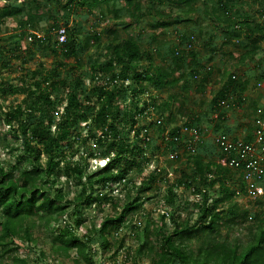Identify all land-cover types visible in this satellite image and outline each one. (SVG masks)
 I'll list each match as a JSON object with an SVG mask.
<instances>
[{"label":"rangeland","instance_id":"rangeland-1","mask_svg":"<svg viewBox=\"0 0 264 264\" xmlns=\"http://www.w3.org/2000/svg\"><path fill=\"white\" fill-rule=\"evenodd\" d=\"M55 1L29 0L30 5L22 7L23 12L20 15L1 20L0 49L10 34L16 36L11 45L19 42L22 49L16 56L10 53L0 54V82L11 84L14 87L27 86L33 81L31 73L36 69H41L45 74L51 72L52 76L58 70L60 72L58 79H66L72 83L76 76H80L81 71L77 66L82 67L84 73L89 74L92 61L99 59L102 61L110 54L109 44L116 34L123 38L130 36L135 38L151 57V61L144 57V60L138 64V69L147 68L152 63V69L161 68L169 72L172 74L170 79L174 81L169 87L145 91L140 97V102L134 103L141 108L144 100L156 98L161 101L167 100L169 96L173 97L169 112L161 117L155 110L151 111L153 115L148 124L156 122L157 118L161 117L163 122L158 125L167 130L172 126L196 121L197 125L203 129L205 139V148L203 147L201 153L206 160H212L215 163L219 162L220 153L212 146V136L218 130H227L232 136L238 138L252 133L256 111L260 106H264V0H244L240 7H237L240 8V16L236 15V21L243 23L245 21L243 16H246L247 20L243 27L247 30L249 39L244 43L251 46L252 41L258 42V50L251 56L246 55L247 50L243 44H235L233 39L231 40V37L227 35L225 22L217 19V15L203 2L196 4L193 13L187 14L183 9L175 7L169 0H135V4H141L140 12L143 13L138 20L133 15L138 13L127 5L126 0H110L93 11H89L88 6L85 5L69 14L65 13L64 4L60 6ZM0 5H2L1 0ZM29 11L37 12L38 16L44 13L36 27L39 34L49 37L50 43L47 45L36 46L29 42L28 33L34 30V26L27 22ZM165 20L169 22L167 27L158 24ZM60 27L67 28V36L74 30L76 31V36H74L77 42L80 46H84L81 54L67 58L61 52L60 47L56 48L54 45L57 40L56 30ZM53 28L56 30H52ZM94 34H98V39L92 36ZM189 34L196 36L192 52L188 54L183 52L179 58H176L174 50L178 47L182 36ZM208 67L211 70L207 73L204 68ZM196 74L198 78L195 77ZM232 75L237 78L234 82L230 81ZM52 79L54 82L58 81L57 77H52ZM129 83L131 86L132 80L129 79ZM85 84L86 89L80 88L78 96L83 98L88 94L96 102V96H93L92 90L88 89L93 85L91 80L85 79ZM144 86L147 87L148 84L134 85L137 91L139 87ZM65 94L67 90L61 88L53 93L52 107L58 109L60 114L65 107V101L59 105L57 101L55 103V100H58V96L64 98ZM129 99L126 101V106L133 104ZM221 99L227 100L228 103L227 108L216 111V113L221 112L224 116L223 120L214 117L215 103ZM0 104L4 112L18 105L25 107V95L10 92L6 99L0 97ZM126 109L129 110V107ZM3 118L4 116L0 115V166L10 169L19 162L18 158L24 151L22 137L14 131L18 123L15 122L14 126L10 127ZM137 119L140 126L147 124V121ZM90 124L91 121L88 120L79 125L78 132L82 137L65 154L72 161L81 158L86 160L89 153L97 155L94 158H87L89 170L93 172L108 160L107 158L101 159V154L107 152L108 145L96 141L88 128ZM119 125H122V121ZM152 127L150 134L153 144L146 150V155L152 160L151 163L146 165L143 171L132 170L125 181L119 184L109 183L104 191L101 185L95 186L94 195L102 190L101 192L119 197L117 209L113 207L116 204L114 201L100 208L96 203L84 204L80 210L85 220L79 228L75 222L77 217L72 216L73 206L68 209L64 220H67L73 228L77 227L75 230L78 236L87 234L92 228L97 229L98 233L93 236L97 264H151L153 253L151 254L148 249H144L141 253L136 251L145 243L146 230L149 233V242L155 247V254L162 256L159 237L160 234L172 229V217L175 214V207L169 203L168 186L185 179L184 175L192 172L191 162L195 157L183 154L179 160L171 159L169 147L165 140L163 141L164 135L162 136L156 125ZM122 133L127 135L129 141L134 136L133 132L128 134V131L124 130ZM110 137L115 139L113 135ZM6 143L10 145L7 146ZM41 163L46 164L45 155H42ZM62 167L61 162L56 167V172L61 175V178L55 188H62L69 192V200H71L81 192L82 188L77 186L75 179L67 181L65 177H62ZM154 170L157 173L153 178ZM145 178L151 185L146 190H140V181ZM135 184L136 189L133 187ZM226 187H230L232 192L241 188L237 174L227 182L218 183L215 195L221 196L223 192L226 193ZM128 190H134L133 196L140 192L141 207L125 218L118 235L108 236L107 246L99 245L103 242L100 229L105 226L104 218L119 212L125 202L124 195L129 192ZM176 195L179 204H182L183 210L179 212L181 220L185 218L196 220L198 209L190 205L200 202L201 198L196 201L193 192L186 187L177 188ZM234 202L241 209H248L254 219L264 224V200L261 201V205H258L257 202L254 203L242 195H235L232 200V203ZM228 204L229 202L220 207L226 210ZM253 223L254 221L248 219L243 226L234 227L230 232L223 230V235L228 233L230 238L239 236L247 241L246 228L252 226ZM53 226V223L47 226L36 221L32 228V241L16 242L15 244L19 246L17 251L6 255L2 263L11 264L12 257L18 256L20 259L27 260V264H86L74 251L68 256L57 252V246L53 243ZM119 239L123 240L124 244L119 250V255L113 258L114 252L119 249ZM189 241L188 236L181 240L183 243ZM178 264L182 263L178 262Z\"/></svg>","mask_w":264,"mask_h":264},{"label":"trees","instance_id":"trees-1","mask_svg":"<svg viewBox=\"0 0 264 264\" xmlns=\"http://www.w3.org/2000/svg\"><path fill=\"white\" fill-rule=\"evenodd\" d=\"M108 1L110 0H56L55 2L60 6L64 4L65 13L69 14L85 5L88 6L89 11H93L95 8L99 9L98 7ZM126 1L127 5L138 13L133 15L139 20L143 15L140 12L141 4H135V0ZM169 1L187 14L193 13L196 4L203 2L217 15V19L225 22L227 35L231 37V40L233 39L235 44H243L247 50L246 55L251 56L258 50V42L252 41L251 46L244 43L249 39L247 30L243 27V24L247 22L246 16H243L245 19L243 23L236 21V15L240 16V8L237 7H240L244 0ZM1 2L0 22L5 18L20 15L23 12L22 7L30 5L29 0H1ZM36 13L28 12L27 22L34 26L33 32L28 33V37L33 35L34 39L31 42L33 45H47L50 43L48 36L38 38L34 34L38 33L36 26L44 14L38 16ZM158 24L167 27L169 22L165 20ZM56 28L52 30H56ZM75 32L74 30L69 34L62 44H59L58 40L54 42L56 48L60 47L61 52L67 58L81 54L84 50V46H80L77 42ZM192 35L194 34L182 36L178 47L174 50L176 58H179L183 52L187 54L192 52L193 49L188 52L180 50V46ZM92 36L98 39V34ZM15 38L16 36L13 34L8 36L0 49V54L17 55L22 46L19 42L11 45ZM109 50L110 54L104 60L92 61L89 74L84 73L82 67L77 66L81 71L80 76H76L72 83L66 79H58L60 77L58 70L52 76L51 72L45 74L41 69H36L31 73L33 81L27 86L14 87L11 84L0 82V97L2 99H6L10 92L25 95V107L18 105L10 111L4 112L0 104V115L4 116L3 119L7 125L12 127L15 122L18 123L14 131L21 135L24 151L18 158L19 162L12 168L7 169L0 166V264H3L2 261L6 255L17 251L19 246L15 244L16 242L32 241V228L36 221L47 226L51 223L54 224L52 235H54L53 243L57 246V252L68 256L74 251L86 264H97L93 248L95 244L93 236L98 233L97 229L92 228L87 234L81 236L76 234L75 229L79 228L85 220L82 218L84 214L80 208L84 204L92 205L93 203H96L100 208L102 205L114 201L116 204L113 207L117 209L119 197L101 191L106 190L109 183L119 184L121 181H125L132 170L143 171L145 166L151 163V158L146 155L147 148L153 144L150 128L156 125L162 136L166 128H162L156 122L145 127L140 126L136 116L153 108L163 117L169 112L173 97L169 96L167 100L161 101L156 98L149 101L144 100L141 108L135 104L140 102V97L145 91L171 86L174 83L173 79H170L172 74L161 68L152 69V63L147 68L138 69V64L144 60V57L150 61L151 57L133 37L123 38L116 34L109 44ZM116 71L122 80H132L129 88H125L122 84L108 90L99 83H93L94 76L108 74L115 77ZM52 77H57L58 81L54 82ZM85 79H92L93 85L88 89L92 90L93 96H96V102L88 94L84 96L85 98L78 96L80 88L86 89ZM235 79L237 78H233L232 75L230 81L234 82ZM143 83H147L148 86L139 87L137 91L134 85ZM60 88L67 90L64 98L58 96V100H55V103L57 101L59 105L65 101V107L61 114L58 109L52 107L54 104L53 93ZM127 99L133 104L126 106ZM219 101L217 100L215 103V110ZM128 107L129 110L126 109ZM220 118L223 120L224 116L221 114ZM88 120L91 121L88 126L91 135L96 138L97 142L108 145L107 152L101 154V159L107 158L108 160L93 172L89 170L87 158H94L97 155L89 153L86 160L81 158L72 161L65 154L82 137L78 132L79 125ZM121 121L122 125H119ZM188 123L197 124L196 121ZM53 127L54 130H52ZM146 127L148 132L142 136V131ZM134 128L136 131L130 142L127 135H123L122 132L125 130L130 134ZM228 133L230 132L228 131ZM112 135L114 140L110 137ZM204 144L200 145L197 153L193 156L195 158L191 162L192 172L184 175L185 179L178 180L170 187L168 186L169 203L175 207V214L172 217V229L160 234L159 237L162 256L155 254V247L149 242L147 230L145 243L139 246L136 251L141 253L144 249H148L151 254L153 253L151 264H178V262L182 264H264V224L262 222L254 219L253 225L246 228L245 238L247 241L239 236L230 238L228 233L223 235V230L230 232L234 227L243 226V223L248 221L250 211L241 209L236 202L232 203L235 191H230V187H226L227 192H223L221 196L215 195L218 183L227 182L235 174L240 179V173L224 169L212 160H206L201 153V150L205 148ZM6 145L10 144L6 143ZM167 145L169 152L173 150V143ZM212 146L216 148L213 144ZM42 155L46 157L45 165L41 163ZM60 162L63 164L62 177H65L67 181L75 179L77 186L82 188L81 192L71 200H69V192L62 188H55L61 178V175L56 172V167ZM156 173L154 170L153 178ZM96 185H101L102 190L94 195ZM150 185L148 179L145 178L140 181L139 188L146 190ZM133 187L136 189V184ZM181 187L190 189L193 195L197 194L201 198L200 202L190 205L198 209L196 220L193 218L181 220L179 216V212L183 209L182 204H179L176 189ZM240 189L244 191L242 183ZM210 190H213L214 193ZM128 191L124 195L125 202L119 212L104 218L105 226L100 229L103 242L99 245L107 246L108 236L118 235L125 218L141 207L140 192L138 191L139 193L133 196L134 190ZM227 202H229L228 207L223 210L220 205ZM257 203L261 205V201ZM72 206L74 208L72 216L77 217L76 228L64 220L68 209ZM109 225L110 228H108ZM187 236L190 241L181 242L183 237ZM118 241L119 249L114 252L113 258L119 255V250L124 244L123 240L119 239ZM11 264H27V260L13 256Z\"/></svg>","mask_w":264,"mask_h":264},{"label":"built area","instance_id":"built-area-1","mask_svg":"<svg viewBox=\"0 0 264 264\" xmlns=\"http://www.w3.org/2000/svg\"><path fill=\"white\" fill-rule=\"evenodd\" d=\"M57 40L59 44L66 41L67 30L65 27H60L56 30ZM38 38H43L39 33H34ZM33 35H29L28 40L32 42ZM196 43V36H190L186 42L180 46V50L190 51L194 48ZM178 54V53H177ZM211 68H204V71H210ZM196 78L199 76L196 75ZM233 78H236L233 75ZM92 79H89V81ZM99 83L105 87V89H111L115 86L123 84L125 88H129V79L122 80L118 71L116 76L111 77L108 74H98L93 77V83ZM259 86H261L259 84ZM144 95V94H143ZM149 101V100H146ZM228 107L227 100H221L215 110V119L220 118L221 112L216 113L219 109H225ZM150 110V111H149ZM153 108H149L141 114H138L136 118L147 121L144 127L151 121ZM161 117L157 118L156 123L162 124ZM252 133L246 137L238 138L228 133L227 130H218L212 136V143L220 153L218 164L224 169H231L240 173L241 183L243 184L244 191L238 189L235 191V195H242L248 200L256 203L264 200V109L259 108L256 111V115L252 123ZM136 129H133V134ZM148 132L147 127L143 129L142 136ZM164 140L166 144L173 143L174 148L169 152L170 158L173 160H179L183 154L194 156L200 145L204 144L203 129L201 126L194 123H182L179 126H172L164 133ZM196 201L200 198L199 195H194ZM249 221L254 220L253 215H249Z\"/></svg>","mask_w":264,"mask_h":264},{"label":"crops","instance_id":"crops-1","mask_svg":"<svg viewBox=\"0 0 264 264\" xmlns=\"http://www.w3.org/2000/svg\"><path fill=\"white\" fill-rule=\"evenodd\" d=\"M259 108H262V109H264V106H260ZM259 108H258V109H259Z\"/></svg>","mask_w":264,"mask_h":264}]
</instances>
